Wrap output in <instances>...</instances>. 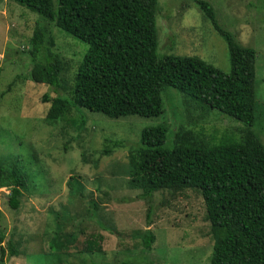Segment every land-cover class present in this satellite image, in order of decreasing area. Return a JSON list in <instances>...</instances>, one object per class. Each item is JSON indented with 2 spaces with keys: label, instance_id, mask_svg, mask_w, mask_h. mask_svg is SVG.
Listing matches in <instances>:
<instances>
[{
  "label": "rangeland",
  "instance_id": "obj_1",
  "mask_svg": "<svg viewBox=\"0 0 264 264\" xmlns=\"http://www.w3.org/2000/svg\"><path fill=\"white\" fill-rule=\"evenodd\" d=\"M196 1L157 0L156 52L193 58L227 74L225 44ZM203 1L219 27L255 52L256 120L251 130L264 147V0ZM36 21L25 8L0 0V162L15 166L24 177L16 210L6 205L9 190L0 189V247L11 242L18 251L4 264H208L211 238L198 192L160 190L142 198L139 190L126 186V155L148 127L187 130L197 142L213 133L238 140L245 128L170 88L160 93L159 117L114 119L71 109L64 121L47 125L49 104L41 97L68 99L69 93L55 94L28 77V40ZM48 27L51 51L65 67L60 77L69 83L87 46ZM79 114L85 120L81 131L71 125ZM106 148L110 151L103 153ZM146 230L154 236L148 251L140 247ZM93 236H100L95 239L99 253L85 251Z\"/></svg>",
  "mask_w": 264,
  "mask_h": 264
},
{
  "label": "trees",
  "instance_id": "obj_2",
  "mask_svg": "<svg viewBox=\"0 0 264 264\" xmlns=\"http://www.w3.org/2000/svg\"><path fill=\"white\" fill-rule=\"evenodd\" d=\"M11 1L37 16L28 40L29 79L52 87L55 94L69 93L68 99L57 94L41 97L49 104L47 125L64 121L71 109L114 119L159 117L160 93L166 88L204 111L216 110L241 123L245 133L238 140L224 134L216 138L213 133L197 142L189 131L179 133L163 124L142 129L138 146L126 155L125 182L142 198L160 190L197 191L209 224L208 264H264V147L251 130L256 120L254 50L219 27L203 0L196 3L225 44L227 74L193 58L157 54V0ZM50 24L87 46L69 83L60 77L64 64L51 51ZM84 124L81 114L71 121L78 131L84 130ZM19 172L0 162V189L9 190L6 205L11 210L19 206L18 187L24 183ZM95 239L100 236L87 240L86 252H100ZM153 241L147 230L140 235L143 250H150ZM17 252L7 242L0 247V264Z\"/></svg>",
  "mask_w": 264,
  "mask_h": 264
},
{
  "label": "water",
  "instance_id": "obj_3",
  "mask_svg": "<svg viewBox=\"0 0 264 264\" xmlns=\"http://www.w3.org/2000/svg\"><path fill=\"white\" fill-rule=\"evenodd\" d=\"M1 193V192H0Z\"/></svg>",
  "mask_w": 264,
  "mask_h": 264
}]
</instances>
